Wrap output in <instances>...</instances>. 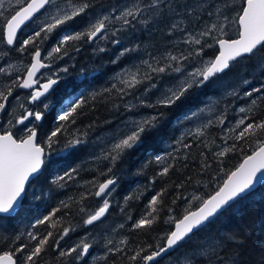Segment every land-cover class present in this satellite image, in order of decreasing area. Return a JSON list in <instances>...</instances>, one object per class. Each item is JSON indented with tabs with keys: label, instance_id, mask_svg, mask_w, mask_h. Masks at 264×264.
Instances as JSON below:
<instances>
[{
	"label": "snow or ice",
	"instance_id": "snow-or-ice-1",
	"mask_svg": "<svg viewBox=\"0 0 264 264\" xmlns=\"http://www.w3.org/2000/svg\"><path fill=\"white\" fill-rule=\"evenodd\" d=\"M37 13L40 15L37 16ZM28 21L35 24V29L18 40L17 33ZM230 23L238 25L235 39L224 38ZM0 24L7 46L14 47L20 53L32 46L29 64L22 68L0 65V74L13 77L9 82L0 84V114L8 113L10 98L16 99L13 95L16 89L29 90L27 102L37 106L28 108L18 101L22 114L17 116L14 111L9 113L12 115L9 125H22L20 131L26 135L18 137L10 130L0 133V239L7 238L8 225L19 216L25 203L40 199L42 193L39 186L50 179V173L63 166L66 160L75 157L81 146L88 143L86 132H68L69 127L86 114L84 109L88 101L82 92H74V82L69 81L62 88L57 87L65 79L60 73H67L68 67H61L49 75L46 82H40L37 74L41 69L52 67L49 61L63 60L72 52L79 53L83 44H92L94 51L105 53L109 50L106 44L110 43L121 46L112 60V63H117L121 58L140 50L141 45L128 47L122 44L120 38L121 33L134 30L138 25L142 30L147 29L149 35L153 31L161 33L167 38L166 45L178 49L171 51L166 47L159 55L148 53L149 58L117 72L110 88L93 93L88 98L96 100L107 94L108 99L112 100L113 110L119 111L123 107L133 114L121 124L111 139L103 143L99 154L95 156L96 160L108 163L106 171L101 170L100 175L112 173L117 163L133 149L142 148L146 138L160 127L166 117L167 112L163 110L183 105L194 90L217 82L220 74L227 75L241 62L251 63L254 68L264 72V0H240L238 5L233 0H132L131 3L112 5L107 9L98 5L96 0H16L14 8L11 7V0H0ZM54 34L53 44L42 56L41 42L52 39ZM180 44L187 48L179 49ZM214 46H218V54L204 60L205 49ZM2 55L7 56L8 52ZM186 62L194 66L186 70ZM9 68L14 71H9ZM165 77L172 79L164 80ZM250 83L248 78L241 81L243 85ZM229 94L240 98H256L250 100V106L238 109L239 118L231 127H225V110L216 115L214 120L202 122L194 130L182 134L176 141V152L180 155L170 153L171 162L166 163L158 175L167 177L170 170L176 167V161L188 158L185 150L192 145L185 143L187 136L199 141L198 146L214 145L215 141L208 139V129L212 126L224 129L220 137L223 145H216L219 150L213 153L220 164H223L220 158L237 151L244 153L249 145L255 146L250 153L244 154L242 162L234 170L225 172L226 178L211 195L206 198L193 195L191 199L199 203L194 210L186 207L179 218L172 216L175 209L165 204L163 197L167 189L153 195L146 214L134 223L133 228L148 232L165 209L169 213L165 223L172 224L173 228L161 238L162 244L133 250L134 254L128 257L130 264H160L162 258L171 257L177 252L181 253L177 264H240L243 236L235 232L212 235L209 229L213 223L224 219L252 197L259 187H264V117L255 116L256 110L261 107L258 100L264 103V85L254 86L242 96L235 89ZM55 95L60 97L58 102L53 101ZM113 96L123 103H116ZM129 96L133 99L125 100ZM152 97H156L154 101ZM50 105L54 111L58 110L53 118L55 127L38 142V128L46 120ZM141 108L154 111L137 116ZM197 116L198 112L192 111L185 113L183 119H196ZM89 127L92 125L89 124ZM201 155L203 171L210 168L211 164L206 155ZM154 159L161 163L167 158L157 155ZM46 172L49 175L46 176ZM77 173V167L66 169L62 175L51 178V183L63 188ZM89 183L92 191L81 193L78 199H69L79 205L75 211L82 214L81 223L89 227L88 235H91L110 214V197L117 180L113 175L103 181ZM183 186L182 183L177 187ZM89 196L99 200V204L91 210L84 205ZM131 199V196L127 197V200ZM175 203L176 199H173L172 204ZM61 208L66 210V214L73 211L72 205L62 200L59 207L35 219L31 224L32 229L47 225L50 230L44 235L28 231L26 235L31 245L24 243L15 251L3 252L0 254V264H41L50 249L56 251L60 258H72L73 264L81 261L87 264L86 258H91L96 238L89 240L88 236H84L74 245L63 248L61 241L76 232L78 225L64 223L62 218L54 219ZM119 227L123 228L124 225ZM58 228V231H53ZM244 235H248L247 229ZM13 239L18 241L20 236ZM102 239L107 251L98 259L107 261L108 254L125 253L128 249L129 241L126 238L120 239L118 244L110 238ZM256 264H264V249Z\"/></svg>",
	"mask_w": 264,
	"mask_h": 264
},
{
	"label": "trees",
	"instance_id": "trees-1",
	"mask_svg": "<svg viewBox=\"0 0 264 264\" xmlns=\"http://www.w3.org/2000/svg\"><path fill=\"white\" fill-rule=\"evenodd\" d=\"M116 1L117 0H96V3L108 7L112 5V2ZM155 33L156 32L153 33V36ZM143 34L144 33H140L139 36H141V38L138 36L136 40L134 39V44L142 45L147 42ZM48 41L53 40L50 39ZM0 44L7 50L1 37ZM48 49L49 48H46L45 50ZM30 51L31 50L28 49V52H24L26 57H31L29 54ZM141 53L143 52L138 51L131 53L121 58L117 64L112 63V60L115 58L114 52L112 58L111 56L105 57L103 55L94 57V59L91 60L90 57L88 58L90 52L85 44L82 45L79 53L72 52L70 54V56H75L73 60V70L69 72L71 78L77 79V81H71L74 82L75 85L74 92H82L88 103L84 109L86 114L81 116L75 125L69 127V133L77 130L81 134L86 132V139L89 141L96 136H103L113 132L116 124L122 122L130 115H133L125 111L123 107H121L119 111L113 110L112 100L108 99L107 94L102 98L97 97L96 100H89L88 98L93 93L100 92L105 88H110L113 83V77L122 68L131 67L133 63H139L141 59H145L144 56H142L144 53L142 55ZM216 53L217 47H214L211 51H206L205 57L212 58ZM95 54L99 55L98 52H95ZM27 62H29V60ZM86 65L94 69L97 74L93 75L94 77L85 76L82 82L79 79L81 76L79 71L81 68H85ZM90 74L91 73H88V75ZM215 94L216 89L206 85L204 88L194 90L183 105L163 110L167 112L166 117L161 121L160 127L146 138L144 146L139 149H133L124 159L117 163L113 168V172L108 175H100L101 170L106 171L108 166L107 161L96 160L94 153L88 156V151L85 146H81L75 157L66 160L63 166L58 168L55 172H51L50 179L39 186V191L42 193L40 199L32 201L31 203L26 202L25 208L22 209L19 216L8 225L7 238L0 239V254L5 251H15L20 244L28 243L31 245L32 242L26 235L28 231H35L37 234L44 235L50 230L47 225L32 229L31 224L35 219L47 215L53 209L59 207L62 200L70 203L73 211L66 214V210L61 208V211L57 213L54 219L62 218V222L64 223L71 222L74 225H78L77 229L79 231L83 227L81 223L82 214L75 211L79 205L69 198L76 197L78 199L81 193L92 191V185L89 183L90 181H103L113 175L117 183L110 197L112 208L105 220L115 221V223L118 224L117 228L120 238H126L129 241L128 249L125 253L108 254L107 261L96 258L87 260V264H130L128 257L134 254L133 250L139 249L140 247L147 248L148 245L154 246L157 243L162 244L163 241L161 238L166 232L173 228L172 224L165 223L169 216L167 209L160 212L159 219L148 232L135 230L133 228L134 223L140 219L142 215L146 214L147 205L151 197L167 189L163 197L165 204L173 207L175 211L171 213V215L179 218L182 216L186 207L194 210L199 203V201L191 199L193 195L204 198L211 195L217 186L226 178L225 172L234 170L235 167L242 162L244 154L250 153L251 149L255 146L254 144L249 145L244 153L237 151L234 154L230 153L228 156L220 158L223 160V164H220L213 155L215 151H218L215 148L216 145L221 143L218 133L220 127L212 126L208 129V139L215 141L214 145L209 146L212 149L211 151H209V147L203 145L198 146L199 141L194 140L192 136H187L185 143L192 145L190 149L185 150L188 158L186 160L181 159L176 161V167L170 170L167 177H160L158 175L165 164L171 162L169 157L170 153L177 156L180 155V153L176 152V141L182 134L189 131L188 128L193 121V119H183L185 113L202 109ZM253 98L256 97L242 99L243 102L240 103V107L250 106V100ZM59 99V95L53 96V101L58 102ZM113 99L116 103H123L115 99V96H113ZM132 99L133 97L131 96L125 98V100ZM258 103H261V107L256 110L255 116L261 118L264 117V103L259 100ZM24 104L27 107V104ZM20 111L17 115L22 114V109ZM57 111H54L51 106L47 110L46 120L42 123V126L38 128V142L40 138L44 137L51 130V128L55 127L53 118L57 115ZM153 111V109H150L148 113L150 114ZM142 113H145V111H142ZM89 124H91L92 127H89ZM13 134L19 137L17 133ZM22 135H26V133ZM229 143H232V141H229ZM201 153L208 157V163L211 164L210 168L203 171L201 170V161L203 159ZM157 155L165 156L167 158L166 161L157 163L154 159ZM72 167H77L78 173L75 174L74 179L68 181L65 187L59 188L51 183V178L62 175L66 169ZM45 175L47 176L49 173L46 172ZM189 177L191 179H189ZM153 181H155V183H153ZM182 183L184 185L183 187H177ZM129 196L132 197L131 200H127ZM184 197H188L189 199L185 200ZM173 199H176L174 205L172 204ZM98 204L99 200L92 196H89V198L84 201V205L90 210L94 209ZM122 208L124 209L123 212L121 211ZM34 209H38V211H34ZM129 216H131V219H128ZM121 224L124 225L123 228L119 227ZM246 229L248 235H244V230ZM58 230L59 228L53 231ZM233 232L243 236V243L240 247V264H256L261 250L264 249V187H259L252 197L244 201L224 219L213 223L209 229V233L212 235ZM15 236H20V239L18 241L14 240L13 237ZM69 239L70 238H65L64 241H61V246L63 248L70 246V243L67 241ZM51 243L50 241V244ZM94 249L95 247L93 250ZM180 255L181 253L179 252L174 253L171 257L161 259L160 264H163L169 259L180 257ZM41 264H73V262L72 258H60L56 251L50 249L44 255ZM79 264H84V262L81 261ZM140 264H142V262H140Z\"/></svg>",
	"mask_w": 264,
	"mask_h": 264
},
{
	"label": "rangeland",
	"instance_id": "rangeland-1",
	"mask_svg": "<svg viewBox=\"0 0 264 264\" xmlns=\"http://www.w3.org/2000/svg\"><path fill=\"white\" fill-rule=\"evenodd\" d=\"M121 2V3H120ZM132 0H117L114 3H117L115 5H122L124 3H131ZM233 2L235 4H239L240 0H233ZM113 3V2H112ZM16 6V0H11V7H15ZM112 6V5H111ZM110 7V6H108ZM108 7H105V9H107ZM231 15H235L234 13H232ZM31 28L34 30L35 29V24H31L30 25ZM27 30L24 31V33L26 34L28 32V27L26 28ZM2 31V32H1ZM227 32V35L224 37L225 39H234L237 37L238 35V25L235 24H229V27L225 30ZM156 31H153L151 35L148 34L147 29H141V26L138 25V27H136V29H130L129 32L127 33H121L120 34V38L122 39V44L126 45L128 47L135 45L134 44V39L136 40L138 38V35L140 33H144V37L146 38L145 44H142L141 48L139 51L143 52L141 53L142 56H144V58L146 59L148 57V53H152L153 55H159L160 53L164 52L165 48L167 47L168 50L171 51H177L178 49L174 48L172 45H166L165 44V40L167 39L166 37L162 36L161 33L156 32L155 35L153 36V33ZM3 33V28H2V24H0V34ZM134 33V34H132ZM135 37V38H134ZM55 39V34L52 38L53 41H44L42 42V51L46 48H50V46L53 44ZM86 46L90 45V54H88V58L90 57L91 60L94 59V57L97 56H105V57H110L112 58L113 56V52L115 54L114 57H116L117 55V49L120 48L121 46L119 45H111L106 44V46L108 47V51L105 53H99V55L95 54L96 51H94V46L92 44H85ZM216 47V46H214ZM213 48H206L205 49V53L206 51H211ZM187 46L180 44L179 45V49H186ZM4 52H8L6 49H4L1 44H0V65H5L4 67H9V65H17L18 67H23V65H21V63H16L18 60H21L23 57V54H19L18 55V60L16 61H11V54L8 52L7 56H3L2 53ZM146 54V55H145ZM44 55V54H43ZM74 57V58H73ZM75 59V56H68L65 57L63 60H59V59H53L52 60V65L53 64H58V63H62V65H65L64 67H72L73 65V60ZM204 60L210 59L203 57ZM139 61V60H138ZM10 62V63H9ZM2 63V64H1ZM187 64V68L186 70H190L194 64L193 63H189L186 62ZM88 65V63H87ZM87 65L85 68H87ZM59 69H52V71H42V82L46 81L47 77L49 75H51L52 73L58 71ZM9 71H14L13 69L9 68ZM80 74L83 73V70L79 71ZM95 70L94 69H90L87 70V72L85 73V75L87 76V73H93L94 74ZM16 75H19V73H15ZM66 73L61 72L60 75L62 77H65V79H63V84L62 87L64 85V83L69 82L70 79H72L73 81H77L76 78H71L70 74L68 73V75H65ZM13 77L12 76H6V75H2L0 74V84L2 83H6L9 82ZM244 78H248L251 83L248 85H243L241 84V81ZM172 79L171 77H165L164 80H170ZM66 81V82H65ZM81 81V80H80ZM62 82V81H61ZM164 81H161V83H163ZM264 85V72H262L259 68H254L253 65L251 63L248 62H241L239 65H237L234 70L227 74V75H222L219 78H217V82L215 83H211L210 82V87H213L214 89H216V94L214 97H212L205 105V107H203L202 109L204 110L203 112H200L199 110L198 112V116L196 119H193L191 126L188 128V130L190 129H195L199 124H201L202 122H205L209 119H215V116L218 115L219 113L223 112V111H227V119L225 121V127H231L233 126L234 122L239 118L238 116V109L240 107V102H242V99L245 98H238V96H233L230 95L229 93L232 92L233 89H235L236 91H238L241 96L242 94L246 91L251 89L252 87L256 86H261ZM151 95V94H149ZM156 97H152L153 101L155 100ZM18 101L17 102H13L10 104V108L8 110V113H6L1 119V123L2 125L0 126V133H2L4 130H10L12 131V133H17L18 135H22L24 133H21V127L23 128L22 125H17L15 127H12L9 125L8 121L10 119H12V115H10L9 113H13L17 115V113L21 110L18 106ZM20 102V101H19ZM22 103V102H20ZM150 109H144L141 108L139 110V113L137 114H143V115H148V111ZM201 110V109H200ZM211 110V112L209 111ZM142 111H145V113H142ZM18 116V115H17ZM127 118H125L122 122L118 123L115 125L114 127V131L103 135V136H96L94 139H91L88 141L87 144H85V148L88 151V156L92 155L93 153L96 155L99 154L103 143L106 142L107 140L111 139L113 134L119 129V127L121 126V124L126 121ZM14 122V121H13ZM219 135L220 137L223 135L224 133V129L219 128ZM220 142L217 145H221L223 144V140L220 138ZM217 150H219V148L215 147ZM91 158V157H90ZM118 224L109 220H105V222L101 225V227L97 228L95 231L91 232V235L89 234V227L87 226H83L79 231L77 229L76 232L74 233H70V236L67 238H70L68 241V243H70V246L74 245L75 243H77L79 241V239H81L84 236H88L89 240H92L93 237H95L96 239L93 241V243L95 244L94 247L95 249L91 250V258H86V260H90V259H96L100 256H103L106 253V248L103 245V239L102 238H110L113 239V241L118 244L119 240L121 239L119 236V232H118ZM97 253V254H96ZM179 257L173 258V259H169L166 262H164L163 264H177V260Z\"/></svg>",
	"mask_w": 264,
	"mask_h": 264
},
{
	"label": "flooded vegetation",
	"instance_id": "flooded-vegetation-1",
	"mask_svg": "<svg viewBox=\"0 0 264 264\" xmlns=\"http://www.w3.org/2000/svg\"><path fill=\"white\" fill-rule=\"evenodd\" d=\"M121 3V2H120ZM115 4H117V3H112V5H115ZM24 30H27V29H24ZM33 31V29L31 28V26H29L28 27V32L25 34L24 33V31H22V35H21V33L19 34V38H18V40H21V39H23V38H25L27 35H29L31 32ZM21 35V36H20ZM31 47L32 46H29V49L31 50ZM40 47H41V49H42V42H41V44H40ZM88 47V49H90V45L89 46H87ZM7 51L11 54V61H16V60H18V56L17 55H19V54H23V57H22V59L21 60H18L16 63H21V65H27V64H29L30 63V61H31V57H26L25 56V54L24 53H20V52H17L16 50H15V48L14 47H7ZM48 50H43L42 51V56H43V53L45 54L46 52H47ZM26 52H28V49L26 50ZM90 52V51H89ZM31 56V55H30ZM29 60V62H27ZM88 61H89V59H88ZM51 64H52V61H49ZM65 65H62V63L60 62V63H58V64H53L52 65V68H56V69H60L61 67H64ZM52 68L51 69H49V70H52ZM89 69H92L91 67H87V68H81L80 70H83V73L81 74V78H79L80 80H82V79H84L85 78V73L87 72V70H89ZM71 70H73V66L72 67H69L68 68V72L65 74V75H68V73L71 71ZM48 71V70H47ZM47 71H45V72H47ZM88 74V73H87ZM83 75V76H82ZM39 79H40V82L42 83V74H40V77H39ZM47 80V79H46ZM62 82H61V84L59 85V87L60 88H62V83H63V80H61ZM70 81H72V79H70ZM16 91V90H15ZM28 93L29 92H20V93H16L15 94V96L14 97H16L17 99H11V101H10V104L11 103H13V102H15V101H17V100H19L20 102H22V103H26L27 104V107H29V108H35V107H37L36 105H29L28 104V102H27V97H28ZM18 94V95H17ZM18 96V97H17ZM31 106V107H30Z\"/></svg>",
	"mask_w": 264,
	"mask_h": 264
},
{
	"label": "water",
	"instance_id": "water-1",
	"mask_svg": "<svg viewBox=\"0 0 264 264\" xmlns=\"http://www.w3.org/2000/svg\"><path fill=\"white\" fill-rule=\"evenodd\" d=\"M41 11H43V10H41ZM39 14H40V13H37V15H39ZM30 23H31V21H28V22H25V25H22L21 30L17 33V37H18L19 34L22 32V30H23L26 26H28ZM238 30H239V29H238ZM3 41H4V32H3ZM216 47H217V54H218V46H216ZM217 54H216V55H217ZM51 68H52V67H51ZM51 68H44V69H41V70H40V73H41V71H46V70H49V69H51ZM40 73L37 74L38 77H39ZM222 75H224V74H220V76H222ZM92 76H93V75L91 74L90 77H92ZM220 76H219V77H220ZM45 82H46V81H45ZM42 83H44V82H42ZM58 86H59V85H58ZM58 86H57V87H58ZM20 92H22V93H23V92H29V90H26V89H16V91H14V94H13V95L15 96L16 93H20ZM11 99H12V98H10V101H11ZM29 105H31V104H29ZM31 106H32V105H31ZM4 115H5V114H0V126H1V124H2V123H1V118H2ZM162 259H163V258H162Z\"/></svg>",
	"mask_w": 264,
	"mask_h": 264
},
{
	"label": "bare ground",
	"instance_id": "bare-ground-1",
	"mask_svg": "<svg viewBox=\"0 0 264 264\" xmlns=\"http://www.w3.org/2000/svg\"><path fill=\"white\" fill-rule=\"evenodd\" d=\"M138 27V26H137ZM25 31V30H24ZM140 35V34H139ZM138 35V36H139ZM21 36V35H20ZM140 38H141V36H139ZM19 38V37H18ZM135 38V37H134ZM134 53V52H133ZM44 54V53H43ZM10 63V62H9ZM2 64V63H1ZM117 64V63H116ZM3 66H5V65H3ZM53 69V68H52ZM48 71H50V70H48ZM52 71V70H51ZM42 74V73H41ZM77 74V73H76ZM83 76V75H82ZM85 76V75H84ZM65 78V77H64ZM82 81V80H81ZM66 82V81H65ZM83 82V81H82ZM87 82V81H86ZM85 83V82H84ZM63 84V83H62ZM81 84V83H80ZM87 84V83H86ZM83 85V84H82ZM263 85V84H262ZM83 87V86H82ZM58 88H60V87H58ZM80 89V88H79ZM18 97V96H17ZM239 98V97H238ZM17 99V98H16ZM17 102V101H16ZM243 102V101H242ZM241 103V102H240ZM239 103V104H240ZM51 106V105H50ZM31 107V106H30ZM29 108V107H28ZM37 108V107H36ZM40 110V109H39ZM21 112V111H20ZM2 120V119H1ZM22 128V127H21ZM95 245V244H94ZM97 254V253H96ZM164 259V258H163Z\"/></svg>",
	"mask_w": 264,
	"mask_h": 264
}]
</instances>
